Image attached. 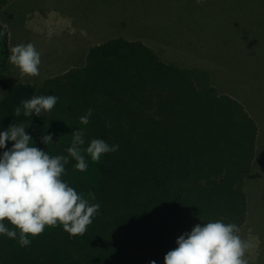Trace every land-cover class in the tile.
<instances>
[{
  "label": "trees",
  "instance_id": "1",
  "mask_svg": "<svg viewBox=\"0 0 264 264\" xmlns=\"http://www.w3.org/2000/svg\"><path fill=\"white\" fill-rule=\"evenodd\" d=\"M43 4L0 0V21L8 25L0 39V128L30 126L34 146L51 156L67 155L80 128L83 147L101 138L119 149L99 162L86 155L84 172L71 157L65 166L63 179L101 205L85 234L46 226L28 237L26 247L18 238L0 236V264H164L176 239L195 225L223 220L240 226L247 214L246 174L263 135L258 120L240 101L204 82V72L164 60L142 40L125 36L81 51L79 67L17 81L9 61L14 28L4 16L11 10L27 27V17L45 12ZM33 95L59 99L41 117L14 116ZM89 108L93 115L84 126L80 117ZM45 133L53 138L47 146L41 142Z\"/></svg>",
  "mask_w": 264,
  "mask_h": 264
},
{
  "label": "rangeland",
  "instance_id": "2",
  "mask_svg": "<svg viewBox=\"0 0 264 264\" xmlns=\"http://www.w3.org/2000/svg\"><path fill=\"white\" fill-rule=\"evenodd\" d=\"M43 7L27 17L31 35L13 11L4 19L14 28L11 47L30 42L42 53L45 77L83 65L81 51L125 36L142 40L164 60L204 72V82L258 120L263 137L246 174L247 214L240 228L242 238L253 239L252 264H264V0H44ZM13 68L17 81L27 77Z\"/></svg>",
  "mask_w": 264,
  "mask_h": 264
},
{
  "label": "clouds",
  "instance_id": "3",
  "mask_svg": "<svg viewBox=\"0 0 264 264\" xmlns=\"http://www.w3.org/2000/svg\"><path fill=\"white\" fill-rule=\"evenodd\" d=\"M7 33L8 25H0V39ZM80 34L88 35L84 29ZM10 53L9 61L22 74L39 76L42 53L34 44H17L10 48ZM58 99L56 95H33L22 100L13 115L41 117L55 107ZM92 115L93 109L89 108L80 117V123L87 126ZM29 127L11 123L0 128V236L18 238L20 246L26 247L31 244L28 237L40 235L46 226L62 225L73 236L85 234L101 205L92 203L63 179L65 166L71 157L76 161L75 168L84 172L88 168L86 155L99 162L105 154L118 151L119 145L95 138L85 148V132L80 128L72 133L67 155L51 156L34 146L32 136L26 131ZM8 142H12L10 148ZM41 142L46 146L53 143L52 134H43ZM9 224L15 228L11 229ZM175 244L164 256V264H252L248 251L253 247V239L242 238L241 228L235 223L215 220L197 224L181 234ZM149 264L157 262L152 260Z\"/></svg>",
  "mask_w": 264,
  "mask_h": 264
}]
</instances>
